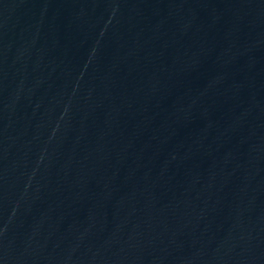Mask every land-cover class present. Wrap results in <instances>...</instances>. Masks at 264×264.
Segmentation results:
<instances>
[{
    "label": "water",
    "instance_id": "water-1",
    "mask_svg": "<svg viewBox=\"0 0 264 264\" xmlns=\"http://www.w3.org/2000/svg\"><path fill=\"white\" fill-rule=\"evenodd\" d=\"M0 264H264V0H0Z\"/></svg>",
    "mask_w": 264,
    "mask_h": 264
}]
</instances>
